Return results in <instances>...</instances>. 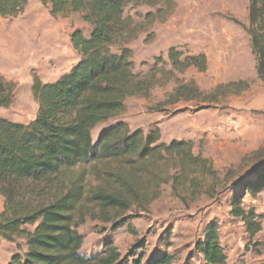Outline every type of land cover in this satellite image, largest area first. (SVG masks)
<instances>
[{
	"label": "rangeland",
	"instance_id": "374dc122",
	"mask_svg": "<svg viewBox=\"0 0 264 264\" xmlns=\"http://www.w3.org/2000/svg\"><path fill=\"white\" fill-rule=\"evenodd\" d=\"M249 4L250 0H172L166 20L154 23L146 22L145 15L155 9L126 7L124 16L132 18L137 34L124 47L132 52L134 74L139 80L149 79L150 88L128 98L125 112L98 125L92 139L118 122L144 136L158 129L159 143L189 142L206 168L193 175L195 194L182 192L180 198L170 184L163 185L157 200L146 208L132 207L118 220L101 222L89 207L77 229L83 237L81 255L100 254L110 243L125 264H151L163 255L171 256V264H206L197 245L213 225L226 264H264V188L241 201L245 211L262 216L258 235L250 238L242 221L231 214L234 198L241 193L238 181L264 162V81L242 27L249 25ZM77 30L85 38L91 32L80 14L52 16L49 3L40 0H26L23 13L15 18L0 16V78L14 84L12 104L0 108V118L25 125L35 118L33 78L53 83L78 63L70 41ZM171 49L182 53V59L203 54L206 70H175L168 58ZM237 83L244 84L236 87ZM94 168L105 171L108 166L82 165L63 172L58 178L61 187L55 189H67L78 180L88 194L96 185ZM3 206L0 196V212ZM26 251L23 239L10 243L0 238V264Z\"/></svg>",
	"mask_w": 264,
	"mask_h": 264
},
{
	"label": "trees",
	"instance_id": "16d2710c",
	"mask_svg": "<svg viewBox=\"0 0 264 264\" xmlns=\"http://www.w3.org/2000/svg\"><path fill=\"white\" fill-rule=\"evenodd\" d=\"M40 1L49 3L52 16L80 14L91 32L88 38L80 30L72 33L70 41L80 60L68 73L47 84L33 78L31 94L38 109L29 124L0 118V196L4 199L0 238L10 243L23 239L27 247L23 256L13 255L8 264H125L110 243L95 256L80 254L83 237L77 229L85 222L89 207L95 219L108 223L132 207L149 206L160 197L163 185L170 184L179 197L187 191L195 194L193 175L206 166L205 160L193 155L189 142L159 143L158 129L144 136L118 122L102 131L96 141L92 139L98 125L125 112L128 98L142 96L150 88L149 79L139 80L134 74L132 52L124 47L137 34L132 18L124 16L126 7L155 9L145 15V21L163 22L172 0ZM25 5L26 0H0V16L15 18ZM248 19V27L241 26L250 37L256 71L264 81V0H250ZM182 57L173 49L168 53L177 71L195 66L204 72L207 68L203 54ZM152 74L151 80L155 78ZM239 84L244 83L236 87ZM13 92L14 84L0 78V108L10 107ZM82 165L108 169L94 168L96 185L88 194L78 180L67 189H55L61 187L58 178L63 172ZM238 185L241 193L234 198L231 214L254 238L262 230V216L245 211L241 201L263 190L264 162ZM197 250L206 264H226L213 225L207 227ZM171 263V256L163 255L151 264Z\"/></svg>",
	"mask_w": 264,
	"mask_h": 264
}]
</instances>
